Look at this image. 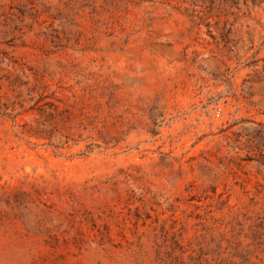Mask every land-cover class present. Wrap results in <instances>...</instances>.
Masks as SVG:
<instances>
[{
    "label": "rangeland",
    "instance_id": "obj_1",
    "mask_svg": "<svg viewBox=\"0 0 264 264\" xmlns=\"http://www.w3.org/2000/svg\"><path fill=\"white\" fill-rule=\"evenodd\" d=\"M0 264H264V0H0Z\"/></svg>",
    "mask_w": 264,
    "mask_h": 264
}]
</instances>
